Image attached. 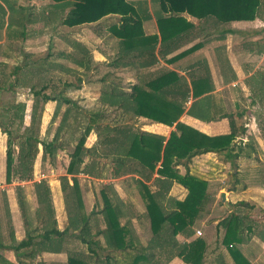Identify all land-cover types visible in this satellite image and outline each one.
<instances>
[{"label": "trees", "instance_id": "obj_1", "mask_svg": "<svg viewBox=\"0 0 264 264\" xmlns=\"http://www.w3.org/2000/svg\"><path fill=\"white\" fill-rule=\"evenodd\" d=\"M51 1L54 8L52 14L62 12L59 23L66 27L89 24L109 14L119 15L120 23L118 26H112L110 33L118 38L119 50L115 60L120 62H145L152 56L147 52L154 49L157 41L163 44L171 38L188 32L193 25L185 19V15L201 20L214 28L232 21H251L258 16L260 7L264 5V0H152L157 4V10L153 12L159 34L157 39L156 34H143L140 14L127 0ZM7 6L9 9L12 8L9 3ZM20 28L17 34L23 36L24 25L20 24ZM228 31L227 27L221 28L217 37L222 38ZM6 33L5 38L10 35V30L6 29ZM73 46L81 54L80 58L65 52L59 54L71 59L78 66L88 68L87 48L77 41L73 42ZM28 65L31 74L44 81L37 86L35 83H30L29 92L33 100L29 109V123L24 127V131L17 134L13 131L15 127L3 128L8 144L14 137L22 138L19 168L12 167L9 151L5 152L4 181L9 183L13 178L30 180L32 163L38 151L37 146L41 147V159L46 155L52 157L55 150L63 147V142L59 139L61 130L72 125L69 138L74 144L67 153L68 162L64 169L65 173L71 176V184L68 183L65 175L59 178L60 190L64 193L66 221L62 229L57 228L46 182L44 179L33 181L34 194L39 206L34 209L32 215L39 221V225L32 227L31 217L27 215L26 201L19 192L17 203L23 218L24 235L14 245L6 247L0 232V249L9 248L15 253L20 249H27L22 255L30 259L41 252H64L66 254L64 264H165L173 256H178L188 264H200L205 248L203 239L196 237L183 244H177L174 240V236L178 233L185 235L192 233L190 225L200 216L209 202L207 181L190 172L187 165L192 162L195 155L206 152L222 153L228 158L235 157L236 144L233 142V133L206 135L179 121L178 118L183 112L200 120L228 117L231 114L229 105L227 104L226 108L223 106L212 108L209 102L198 104L192 101L185 109L184 99L175 100L168 98L166 94L172 84L174 87H179L181 96L187 95L188 90L182 89L183 85L186 86V81L174 71H166L144 86L134 85L130 93L126 94L129 100L127 110L132 115L142 116L168 126L174 123V129L166 138L163 135L140 130L130 124L111 126L100 124L96 122L102 115L99 112H94L88 122L82 123L81 113L76 112L75 103L63 94V89L56 88L53 82L59 80L58 71L63 65L51 64L45 56L35 59L34 62L31 61ZM19 68L20 65H14L8 74L18 73ZM61 83L65 89L71 86L78 88V85H72L67 81ZM112 89L118 90L114 87ZM211 89L208 75L190 81L191 98ZM126 98L123 97L117 102L108 101L106 104L110 107H121L122 100L126 101ZM47 101L55 103L51 121L60 105L65 104L49 140L39 137L37 126L42 106ZM10 107L12 116L9 125L12 126L15 122L21 124L23 104L14 102ZM260 127L264 137V122L260 123ZM92 130L96 140L92 145L84 146L85 138ZM75 132L79 134L74 136ZM100 159L104 161L101 163ZM106 164L109 176L128 175L133 180L142 207L140 214L133 213L128 201H123L114 192L110 193L111 186L106 184L98 190L100 207L95 211L85 210L77 174L101 178L104 176L102 171ZM177 165L184 167L183 173H178ZM149 180L154 183L155 189H150L146 183ZM173 182L180 184L186 190L181 200L165 198ZM16 188L19 191L21 187ZM164 200L166 205L162 204ZM134 215L137 218L141 216L147 223L151 234L148 245H141L133 233L130 220ZM243 219V216L231 213L216 223L217 227L222 228L220 244L229 253L233 264H249L236 247L243 240ZM65 235L75 236L78 242L85 246L86 252L74 251L67 247L64 244ZM151 248L158 249L162 254V260L154 259L152 251L147 250ZM97 249L102 251L101 256H98ZM87 256H94V261L89 262ZM0 264H22V261L13 263L0 252ZM38 264L45 263L40 261Z\"/></svg>", "mask_w": 264, "mask_h": 264}, {"label": "rangeland", "instance_id": "obj_2", "mask_svg": "<svg viewBox=\"0 0 264 264\" xmlns=\"http://www.w3.org/2000/svg\"><path fill=\"white\" fill-rule=\"evenodd\" d=\"M138 1L140 4L143 3L146 5L145 7H148L144 8L147 10V13L153 11V8L156 7L152 0H136V2ZM7 3L12 6L11 9L8 8ZM52 4L51 0H0V36L4 31L5 34H7L6 29L10 30V35L6 38L4 37V41L3 37H0V86L2 87V89H0V147L2 149L0 158V232L2 235V242L6 247L14 245L18 240L23 238L24 235L23 218L17 203V195L19 192L26 201L27 215L31 217L32 227H37L39 221L33 217L32 212L39 206V203L36 200L32 182L44 179L49 189L51 207L53 208L57 228L61 229L65 225L66 216L63 203L64 193L60 190L59 178L65 175L68 183L71 184V176L66 174L64 169L68 162L67 153L74 144V141L69 138L72 125L61 130L59 139L63 142V147L55 150L52 157L46 155L41 159V147L39 145L37 146L38 151L32 163V178L30 180L13 178L9 183L4 182L5 152L6 150L9 151L12 167L19 168L22 138L14 137L10 144H8L7 136L3 128L15 127L13 131L17 134L24 131V127L29 123V109L33 100L29 92L30 83H35L37 86L44 81V79L36 77L33 73L31 74V68L28 65L31 61L34 62L35 59H41L45 56L46 60L51 64L60 63L61 66H64L58 71L59 80L56 79L53 82L56 88L63 89V94L75 103L77 106L76 112L79 111L81 113L80 120L82 123H84V121L88 122L90 115L94 112H99L102 115L96 122L100 124L111 126L125 123L136 128L141 124L140 121L130 115L127 110V105H129L127 101L129 100H127L126 94L129 91H127L126 88H128V83H130L127 80L128 75L124 77V72L112 71L109 73L107 72L109 74L108 76L105 71L109 66L106 65L105 62H100V65H98V62L92 59V54L97 52L95 49L96 45L100 44L103 49L107 50L108 47L102 45L104 38L107 36L105 35L106 31L102 30V34L92 32L93 29L100 30L99 24L98 26L82 25L78 28L66 27L59 23L62 12H55L52 14L54 10ZM114 19V17H110L104 21H112ZM20 24L24 25L23 36L17 34V31L21 29ZM223 25L230 28L233 32L231 34H226V43L228 48L232 49L231 51L240 46L243 51L247 49L250 50V55H243L244 60L241 61V64L244 63L241 65L242 70H244V67L249 65L250 62L255 61L252 63L255 65H251L249 70L246 71L247 73H244L248 75L245 80L246 82H243V84L246 86H250V84L258 86V83L261 82L264 92V77L261 74L264 72V5L260 7L258 16L251 21H232ZM221 28V26H218V28L212 27V32L216 33ZM12 32H14V34H11ZM75 41H78L86 47L88 52L90 51V53L87 54L88 68L78 66L72 62L71 59H67L63 54H59V52H65L69 53L70 56L74 55L80 58L81 54L76 47L73 46V42ZM105 58L107 59L106 63H110L113 57H110L111 59L109 57ZM246 60L249 63H246ZM239 62L240 58L238 57V63ZM17 64L20 65L18 73L14 75L8 74L11 68ZM132 74L129 75L132 76L131 82L135 81ZM77 78H79V80ZM261 80H263V82ZM61 81H67L72 85L77 84L79 85L78 89L72 86L65 89ZM111 83L117 84L119 88L116 89L118 90H113L112 88L114 85ZM244 92L249 93L248 89ZM248 93H246V95ZM123 97L124 99L126 98V101L122 100L123 102L120 104L121 107H110L106 104L108 101H121ZM245 101L247 102V100ZM14 102L23 104L22 122L21 124H16L15 122V124L10 126L9 119L12 116L10 105ZM245 104L246 103L240 105L241 108L245 109L246 114L244 117L246 119L252 118L253 121L256 122L255 125L260 129L259 124L264 122V104L262 102H257L254 105L255 107ZM64 108L65 104H61L51 121L55 103L53 101H47L42 106L40 119L37 124L39 137L45 140H49L52 137ZM232 108V105L229 104V110ZM252 114H254L255 117L250 116ZM78 134V132H75L74 136ZM95 140L96 135L94 130H92L86 136L84 145L90 146ZM103 161V159L99 160L101 163ZM108 170L106 164L105 169L102 171L104 176L101 178L77 174V181L86 211H95L100 207L101 199L98 190L104 184L111 186L110 193L114 192L116 195H121V197H123L124 193L122 192L121 185L123 188H126L125 184L121 183L122 180H116L109 176ZM126 179L129 180L128 178ZM129 181L131 184L135 185L133 180ZM17 186L21 187L19 191H17ZM130 225L133 227V233L136 235L140 244L148 245L151 234L147 224L142 223L137 226L133 221ZM35 240H37V238H35ZM64 244L74 251L86 252L85 246L80 244L78 239L73 235H65ZM147 250L152 251L155 260H162V254L158 249L151 248V250ZM18 251V253H15L9 248L0 249L4 257L15 263L21 260L22 264H38L40 261L45 264H64L66 260V254L64 252L53 255L38 253V257L30 259L22 255L27 249H20ZM96 251L97 254L99 253L98 256H101L102 251L98 249ZM86 258L89 262L95 259L94 256H87Z\"/></svg>", "mask_w": 264, "mask_h": 264}, {"label": "crops", "instance_id": "obj_3", "mask_svg": "<svg viewBox=\"0 0 264 264\" xmlns=\"http://www.w3.org/2000/svg\"><path fill=\"white\" fill-rule=\"evenodd\" d=\"M127 1L131 2L140 14V25L143 34H156L158 36L157 39H159L156 21L153 15V12L157 10V4L155 3L156 7L153 8V11L147 13V10L144 8L148 7H145V4H140L136 0ZM110 17H114L115 19L112 21H104ZM185 19L193 25L189 31L181 34V36L171 38L170 41L163 42V44L157 41L154 49L147 52L151 53L152 56L145 62H120L115 60V56L119 50L118 38L110 33V28L119 25V15H105L95 22L80 24L74 27L78 28L82 25L98 26L99 24L100 32L98 29H93L92 32L102 34V30L106 31L105 35L107 36L104 38L102 45L108 48L105 50L100 44V46L96 45L95 49L97 52L92 54V59L96 60L98 65H100V62H105L109 66L105 71L106 73L122 71L125 73L124 77L128 75L127 80L130 83H128L129 86L126 90L129 93L134 85L139 84L144 86L157 75L166 71H174L178 76L185 79L186 86L183 85L182 89H187L188 94L184 95L185 97L181 96L179 87H174L171 84L170 91L166 96L175 100L184 99L185 109L192 101L198 104L209 102L212 108H222V106L226 108L227 104L232 105L233 108L228 117L200 120L183 112L178 118L179 121L206 135L233 133V142L236 144V148L235 157L231 156L228 158L222 153L206 152L195 155L192 158V162L187 165L190 172H194L207 181L209 202L206 204L200 216L190 225L192 233L190 235L178 233L174 236V240L177 244H183L188 243L196 237L203 239L205 248L200 264H233L229 253L220 244L222 228L217 227L216 223L226 215L237 213L244 217L243 240L236 245L238 251L249 264H264V137L260 133L261 127L259 122L260 129L255 125L256 122L252 118L246 119L244 117L246 114L245 109L240 107L243 103L251 107H255L254 105L257 102L264 104L263 85L261 82L258 83V86L251 84L250 86H246L243 84V82H246L245 80L248 75L244 73L249 70L251 65H255L252 64L255 61L249 63L246 60L245 62L249 63V65L245 66V69L242 70L241 65L244 64H241V61L244 60L243 55H250V50H244V53L241 50V46L239 48L236 47L233 51L228 48L226 34L233 33L230 28L227 27L229 31L222 38H219L217 37L218 32H212V27L209 24L187 15H185ZM218 26L225 27L223 24ZM4 34L5 31L0 36L3 37V41ZM105 57L113 58H110V63H106L107 59ZM238 57L240 58L239 63ZM130 74L133 75L135 81L131 82L132 76H129ZM261 74L264 77V72ZM206 75L210 78L212 89L195 98H191L190 81L205 77ZM261 81L263 82V80ZM112 85H114V88H119L117 84L113 83ZM247 89L249 93L244 92ZM246 93L249 95L247 94V96ZM129 114L132 115L131 113ZM132 116L137 118L141 123L137 126L138 129L163 135L165 138L174 129V123L168 126L142 116ZM250 116H254V114ZM1 150L0 147V158ZM176 170L178 173H183L184 167L177 165ZM113 178L122 180L121 183H124L126 186V188H123L121 185L122 192L124 193L123 197L121 195L117 196L123 201H128L135 215L140 214L142 207L134 185L129 181H132L130 176L125 175ZM146 183L151 190L155 189L154 183H151V180ZM185 192L186 190L183 186L173 182L165 198L181 200ZM222 195L227 206L221 199ZM164 203L166 205L165 200L162 204ZM135 215L131 218V223L134 221L137 226L146 223L141 216L137 218ZM196 230L200 231L199 235L195 234ZM41 253H47L48 255L56 254L49 252ZM165 264L188 263L183 262L178 256H173Z\"/></svg>", "mask_w": 264, "mask_h": 264}, {"label": "water", "instance_id": "obj_4", "mask_svg": "<svg viewBox=\"0 0 264 264\" xmlns=\"http://www.w3.org/2000/svg\"><path fill=\"white\" fill-rule=\"evenodd\" d=\"M221 199H222V201L224 202V204L227 206V203H226V201H225L223 195L221 196Z\"/></svg>", "mask_w": 264, "mask_h": 264}, {"label": "built area", "instance_id": "obj_5", "mask_svg": "<svg viewBox=\"0 0 264 264\" xmlns=\"http://www.w3.org/2000/svg\"><path fill=\"white\" fill-rule=\"evenodd\" d=\"M195 234L199 235L200 234V231L199 230H196L195 231Z\"/></svg>", "mask_w": 264, "mask_h": 264}]
</instances>
